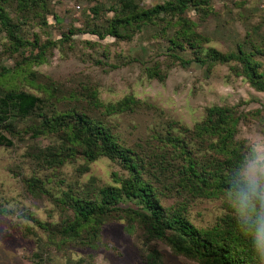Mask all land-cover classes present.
I'll list each match as a JSON object with an SVG mask.
<instances>
[{"label": "rangeland", "instance_id": "rangeland-1", "mask_svg": "<svg viewBox=\"0 0 264 264\" xmlns=\"http://www.w3.org/2000/svg\"><path fill=\"white\" fill-rule=\"evenodd\" d=\"M162 1L138 0L143 7ZM113 2L43 0L39 6L23 12L16 0L4 1L10 17L21 23L20 32L25 40H36L38 45L54 44L46 50L43 62L27 64L25 71L19 72L22 55L11 52L6 33L0 27V74L11 75L5 77L10 84L12 81L17 88L39 96H46L54 88L57 96L66 95L57 103L58 109L76 106L86 111L109 126L119 143L140 152L154 148L158 143L156 135L166 131L181 133L194 149L201 148L183 128H193L211 105L236 107L241 114L237 139L243 140L249 134L264 136L262 121L249 114L254 109L264 110V93L251 87L235 61L208 66L196 61L182 64L173 59L168 49L173 29L163 32L164 21L136 28L127 39L110 35L99 38L89 32L69 34L73 28L104 26L106 18L113 15ZM93 6H100V15L93 13ZM209 8L207 13L194 8L186 13L196 30L208 37L202 45L203 53L210 47L221 52L235 50L239 43L248 47L250 38L259 41L264 37V0H210ZM52 14L60 20L56 21ZM180 55L184 59L194 57L189 48L180 51ZM257 58L264 70V56ZM155 62L159 63L163 79L149 77L146 72ZM91 88L97 90L104 102L133 95L139 103L131 110L108 115L88 103L85 94ZM27 122L18 124V135L6 133L12 140L11 146L0 144V264H33V252L41 248L44 264H201L175 253L164 240L169 252L162 254L153 245L152 257L146 258L133 240L154 239H148L139 226L130 229L125 219L106 220L92 241L90 232H81L79 236L64 232L60 225L73 218L64 193L93 195L97 188L116 185L114 174L122 176L125 170L119 162L105 156L87 164L80 157L66 159L56 167L43 164L38 152L54 144L57 136L24 134ZM31 177L42 181L43 191L28 190L26 180ZM181 199L185 197L167 192L161 202L167 206ZM120 201L122 205L136 204L125 197ZM9 205L14 209L12 216L8 214ZM186 206L189 219L202 227L212 225L225 212L221 196L195 197L188 199ZM37 220L48 229L39 226Z\"/></svg>", "mask_w": 264, "mask_h": 264}, {"label": "trees", "instance_id": "trees-1", "mask_svg": "<svg viewBox=\"0 0 264 264\" xmlns=\"http://www.w3.org/2000/svg\"><path fill=\"white\" fill-rule=\"evenodd\" d=\"M4 1L0 0V27L6 33L11 52L22 55V66L17 65L19 72L25 71V65L43 62L46 50L54 42L38 45L36 40H25L20 32L21 23L10 17ZM16 1L23 12L43 2ZM209 7L210 0H163L148 7H143L138 0H114L110 8L113 15L106 18L104 26L93 24L84 29L73 28L69 34L89 32L99 38L110 35L127 39L136 28L164 21L163 32L173 29L168 37V49L172 51L173 59L182 64L196 61L208 66L235 61L251 87L264 93L263 64L257 58V55L264 56V37L259 41L250 38L248 47L239 43L235 50L221 52L210 47L203 53L202 45L208 37L196 30L195 23L186 13L190 8L207 13ZM91 10L100 15V6H93ZM52 15L56 21L60 20L56 14ZM186 48L192 50L193 58L184 59L180 55V51ZM25 50L29 53L25 54ZM5 71L11 72L10 69ZM146 72L149 77L164 78L158 62ZM8 76L12 77L0 74L1 145L11 146L13 143L8 135L21 133L18 124L28 121L22 133L31 137L57 136L54 144L39 150L38 159L43 164L56 167L75 157L82 158L87 164L105 156L119 162L125 170L122 176L114 174L117 176L116 185L97 188L93 195L89 192L82 195L64 193V200L73 214L72 219L60 225L64 232L77 236L81 232H90L92 241L106 220L125 219L130 229L139 226L148 239L160 237L175 253L201 264H255L248 240L238 231L233 212L227 205L223 203L225 212L210 226H197L187 214L188 199L220 197L227 190L228 173L243 150V140L236 137L241 114L234 105H211L193 128H183L185 133L196 138L201 148L194 149L180 136L181 133L166 131L156 135L158 143L154 148L147 147L140 152L119 143L109 126L86 111L76 106L58 109L57 103L66 95L57 96L54 88L50 90L48 86L50 92L39 96L17 88L12 81L10 84V79H5ZM85 96H88V103L108 115L131 110L139 103L133 95H125L115 102H104L95 88L86 91ZM249 114L264 125V110L254 109ZM26 187L32 193L43 191L42 181L35 177L26 180ZM167 192L177 193L185 199L164 206L161 197ZM122 197L134 200L135 206L122 205ZM36 223L48 229L46 224L38 220ZM153 252L157 253L156 250ZM32 255L35 258L33 264H44L43 248Z\"/></svg>", "mask_w": 264, "mask_h": 264}, {"label": "clouds", "instance_id": "clouds-1", "mask_svg": "<svg viewBox=\"0 0 264 264\" xmlns=\"http://www.w3.org/2000/svg\"><path fill=\"white\" fill-rule=\"evenodd\" d=\"M243 150L227 176V190L221 199L233 212L236 227L248 240L255 264H264V136L244 137ZM8 214L14 215L11 205ZM142 255L151 258L152 246L162 254L169 252L160 237L153 241L133 240Z\"/></svg>", "mask_w": 264, "mask_h": 264}]
</instances>
